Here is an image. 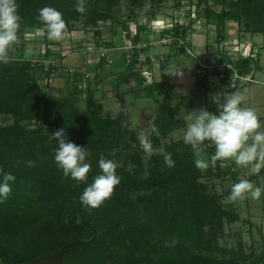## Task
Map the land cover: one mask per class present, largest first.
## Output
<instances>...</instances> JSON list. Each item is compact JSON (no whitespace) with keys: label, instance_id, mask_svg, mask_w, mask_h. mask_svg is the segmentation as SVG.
Returning a JSON list of instances; mask_svg holds the SVG:
<instances>
[{"label":"trees","instance_id":"16d2710c","mask_svg":"<svg viewBox=\"0 0 264 264\" xmlns=\"http://www.w3.org/2000/svg\"><path fill=\"white\" fill-rule=\"evenodd\" d=\"M132 1L141 4L145 0ZM150 1L161 4L167 0ZM195 1L199 7H205V19L215 25L220 38H223L227 21L240 24L244 20L246 31L261 34L264 41V0ZM17 2L22 17L21 25L27 30L41 27L42 22L37 19L38 10L51 5L63 13L67 31L71 32L74 30L73 24L80 19L85 20V25L95 28L100 22L112 19L117 0H87L85 13L76 11L75 0ZM213 5L221 7V10H215ZM169 33L173 37L171 48L176 50L179 42L186 40L188 30L177 22ZM140 38L139 35L134 38L135 46L141 42ZM140 50L134 48L126 69L138 63ZM176 53L187 54L183 46ZM45 54H41L42 58L48 56V50ZM251 62L248 57L231 62L232 66L226 69L220 83L224 85L229 82L230 85L229 78L236 73L239 76L249 75L253 72L249 69ZM32 64L24 55L20 58L12 57L7 64L0 63V114H12L15 121L12 126L0 127V161L5 162L3 154H15L18 144L28 142L35 148L36 133L40 131L31 132L21 127V122L40 116L43 125L48 127L49 134L65 127L68 138L88 148L90 154L117 152L124 148L123 143L130 132L124 125L122 113L115 118L105 116L102 104L88 87L85 97L88 117L85 123L80 124L70 98L56 100L41 89L33 73L38 66L36 64L33 67ZM215 73L220 75L218 69ZM46 74L49 78L50 71L47 70ZM30 80L32 84L29 83ZM26 86L36 90L37 95L34 103L25 105L27 107L22 110L25 107L24 100L18 98L20 95H11L10 92H17ZM151 89L154 92H164L154 120L160 135L150 134L153 148L165 147L172 153L175 166L168 167L162 155L155 151L147 161L145 177H136L125 166H118L116 171L121 176V182L114 192L161 194L166 197L167 202H171L170 206L164 204L158 215L134 217L125 214L101 220L88 218V208L81 203L79 196L96 175L92 168L87 174V182L72 179L67 184L65 177L62 181L61 177H54V173L48 170L45 172L36 168L28 171L20 164L24 160L21 156L13 159L8 155V166L18 167L20 164L21 170L16 167L8 168L5 162V171L14 174L16 180L7 198L0 201V264H27L33 259L54 254L70 243L74 245L62 255L61 264H263V257L254 252L247 253L241 245L239 249L220 245L219 239L225 224L240 221V216L224 205L222 196L210 192L208 183L202 179L206 174L208 177L223 179L231 177L233 183L245 178L254 182L264 178V169L255 174L250 172L243 178L235 171L233 164L228 165L229 160H214V167L201 169L195 164L196 151L200 148L193 149L184 143L183 138L162 143L163 138L185 126V119L179 113L183 108H191L193 99L183 96L173 106V92L165 79L155 82ZM204 91L205 107L210 112H217L214 108L213 90L207 87ZM41 107V115H38ZM32 110L36 112L33 114ZM27 132L32 133L29 138L26 136ZM45 138L51 140L49 135ZM51 141L56 144L54 140ZM205 148L211 155L214 154L213 146ZM175 187H179L185 194L188 204L183 218L176 209L179 200L167 193L170 188Z\"/></svg>","mask_w":264,"mask_h":264},{"label":"rangeland","instance_id":"374dc122","mask_svg":"<svg viewBox=\"0 0 264 264\" xmlns=\"http://www.w3.org/2000/svg\"><path fill=\"white\" fill-rule=\"evenodd\" d=\"M213 8L217 11L221 10L219 6L213 5ZM113 11L112 19L100 22L96 28L85 25L84 19L76 21L73 24L74 30L71 32L67 31V34L60 41L49 40L46 34L41 33L35 34L36 36L32 40H26L24 33L27 29L21 25L18 31V40L13 44L9 53L12 57L20 58L26 53V50H30L32 52L31 60L39 59L41 61V63L37 64V70L33 71L34 77L38 79V83L41 89L45 91V94L52 95L56 100H67L70 98L69 93L65 95V90L56 87V80L65 78L67 83L70 84V89L68 90L75 96L69 100L73 102H71V106L76 110L80 124L85 123L88 117L84 101V97L88 92V84L95 85V91L96 89H101L102 91V88L108 84L119 85L123 88L121 92L124 94L117 98L120 102L124 101L122 105L119 103L118 106L116 101L115 103H106L103 114L117 117L118 114L122 113L124 125L130 133L125 138L124 148L117 152H101L90 154L87 157L91 161V168L95 174L101 171L98 168V160L103 154L106 158L114 159L118 166H125L134 176H146L147 161L154 151L146 152L140 145L138 137L141 132L151 134V125L154 123L159 105L163 100V91L154 93L151 89L156 79L160 81L166 79L170 84V89L173 92V106H176L183 96H190L193 99V106L191 108H183L179 113L180 117L185 119L188 112L205 107L204 90L207 87L213 90L214 108L215 111H218V104L222 102L224 95L229 92V82L224 85L221 84V77L224 76L226 69L232 66L231 62H237L250 53L248 58L252 62L249 69L253 72L249 73V75L240 76L242 79L238 78L237 80V77L233 75L231 76L232 78H229L231 79L229 81L233 84L234 79L236 80L237 91L241 93L244 105L254 108L262 124H264V41L261 34H252L246 31L244 20L240 24L234 21H227L223 30V38H220L215 25L208 23L205 19V7H199L195 0H167L161 4L150 0L142 1L141 4H135L132 0H117ZM177 22L188 30L186 40L179 42V48L185 47L187 54H175L179 48H175L176 50L171 48L173 37L169 30ZM138 35L141 37L139 56L142 60H138V63L132 68L126 69L128 64L126 56L129 50L125 47L131 42L134 43L133 40ZM105 48L106 50L107 48L111 50L109 54L116 50L113 51V56H117L122 52L125 57V75L132 77L135 72H139L140 78L133 79L134 82L132 80L128 81L129 84H127L124 82L125 79L121 82L124 75L117 80V76H115L117 74H113L112 76L116 79L110 80L108 79L110 74L105 73L104 75L102 73V71L106 70V67L103 65L98 66L97 62L91 64L90 59L86 60L89 64L87 65L88 68L84 70L85 72L81 71L78 74H74V70L77 71L78 67L74 66L77 63L75 58H72V54L76 55L77 52H84L87 55H99L101 58L108 54V52L103 50ZM44 49L50 51V53L46 58L40 59ZM51 49L59 51L58 57L51 52ZM61 51L68 52L62 54ZM95 59H98V57ZM62 66L66 67V71L56 73L60 67L63 68ZM45 69L50 71L49 78L51 82L49 83H46ZM216 69H218L220 75L215 73ZM146 75H150V78H147ZM245 77L247 78L246 81H244ZM29 83L32 84L31 80ZM138 83L143 86L141 98L148 97L152 93L150 100L135 99L134 90L137 91ZM135 85L136 88L131 90ZM224 86L228 87L225 88ZM10 94L20 95L18 98L24 100V106L34 103L37 95L36 90L27 86L17 92L12 91ZM32 111L33 114L36 112L35 110ZM41 112L42 107L38 115H41ZM40 118L21 122V127L31 132L40 131L36 133L35 148L28 142L18 144L16 150H14L15 154L11 153V155H8L13 157V159L21 156L24 160L20 164L28 171L36 168L43 169L45 172L48 170V172L54 173V177L57 178L59 176L63 181L65 176L54 160L56 144L45 138L49 135V130L48 127L43 125ZM14 122L12 114H0V127L12 126ZM188 123L189 121L185 119V126L174 130L163 138L162 143H170L182 139ZM31 135L32 133H26L28 138ZM38 136H41V138ZM8 149L7 147L6 150L8 151ZM8 155L3 154V157L5 158L6 167L9 168L10 157ZM196 157L207 161V167L204 169L214 167V160L207 148L198 149ZM29 159L36 161L34 167L26 166L25 161ZM5 162L0 161V167L4 171ZM2 163L4 164L2 165ZM20 164V167H13L21 170ZM229 164H233L235 171L239 172L241 178L250 173L249 167L238 165L234 160H230ZM64 179L67 184L71 183V177H65ZM202 180L208 183L210 192L222 196L224 205L240 216V221L225 224L224 232L219 239L220 245L235 249H239L241 245L247 253L254 252L264 258V193L259 199H254L250 194H245L236 200H232L229 199L233 184L231 177L223 179L208 177L205 174ZM253 183L254 185L264 186V178ZM167 193L172 198L175 196L176 200H179L176 209L180 211L183 218L188 210L185 194L179 187L170 188ZM165 198L164 195L153 193L128 194L125 192H114L99 207L88 208L87 217H95L101 220L114 215L122 217L125 214L134 217L158 215L164 208V204L170 206L171 202H167Z\"/></svg>","mask_w":264,"mask_h":264},{"label":"clouds","instance_id":"9594fccd","mask_svg":"<svg viewBox=\"0 0 264 264\" xmlns=\"http://www.w3.org/2000/svg\"><path fill=\"white\" fill-rule=\"evenodd\" d=\"M87 0H75L76 11L86 12ZM17 0H0V63L7 64L12 59L10 50L18 40V31L22 17L19 14ZM37 19L42 22L36 31L46 34L49 40L60 41L67 34L66 20L63 13L51 5H45L38 10ZM25 35H32L25 32ZM185 119L189 121L184 131V143L193 149L213 146L215 151L213 160H234L238 165L249 167L252 174L264 169V124L254 108L245 106L239 91H231L224 95L218 104V111L210 112L206 107H201L187 113ZM151 134L160 135L156 123L151 125ZM51 140L56 142L54 160L57 167L62 170L65 177H71L78 182H87L91 170L89 149L71 141L67 136L65 127L49 134ZM139 143L146 152H157L162 155L168 167H174L172 153L165 147L153 148L150 134L141 132ZM209 142V143H206ZM27 167H34L36 161H25ZM198 168H206L207 161L202 158L195 160ZM117 162L106 158L103 154L99 157L98 168L101 170L87 183L79 199L90 209L99 207L109 199L116 186L121 182L117 173ZM16 177L11 172H6L0 167V201L7 198L12 191V184ZM264 193V186L254 185L245 178L232 184L229 199L236 200L245 194L259 199Z\"/></svg>","mask_w":264,"mask_h":264},{"label":"crops","instance_id":"0c3cea01","mask_svg":"<svg viewBox=\"0 0 264 264\" xmlns=\"http://www.w3.org/2000/svg\"><path fill=\"white\" fill-rule=\"evenodd\" d=\"M65 49V48H64ZM63 49V50H64ZM60 50H62L61 48H60ZM111 50H109L108 51V54H105L103 57H99V55L98 56H92V55H87V54H85L84 52L83 53H81V52H77V54L75 55V54H72L71 56H72V58H75V61H76V63H77V65H74V66H76V67H78V70L77 71H75L74 70V74H78V73H80L81 71L82 72H85L84 70H86V68H88L87 67V65L89 64V63H87V61L86 60H88V59H90V61H91V64H94L95 62H97V64H98V66L99 65H103V66H105L106 67V70H104V71H102V73L105 75V73L106 74H110L109 76L110 77H108V79H116L117 78V80H119L121 77H122V75H124V78L121 80V82L125 79V83H127V84H129L128 83V81H133L134 82V80L133 79H137L138 77H139V72H135L134 73V75L132 76V77H129V76H126L125 75V72H126V69H124V65H125V57H124V55H123V53L122 52H120L117 56H113L114 54H113V51H116V50H113L110 54H109V52H110ZM29 52H30V54H29ZM49 53H50V51H48ZM51 52L52 53H54V54H56L55 56L56 57H58V55H59V51H54L53 49H51ZM62 52V54H65L66 52H68V51H61ZM119 52V51H118ZM24 55V57L26 58V59H31L32 58V52L30 51V50H26V53H24L23 54ZM75 56V57H74ZM98 57V59H95V58H97ZM42 58V56L40 55V59ZM43 58H44V56H43ZM67 58H70V57H67ZM72 58H70L71 60H74V59H72ZM44 60H46V59H44ZM63 68H59L58 70H57V72L56 73H59V72H64V71H66V67H64V66H62ZM97 68V67H96ZM95 69V68H94ZM72 72H73V70H72ZM113 74H117V75H115V76H117L116 78L115 77H113L112 75ZM140 78V77H139ZM166 80V79H165ZM160 80L159 79H156V82H159ZM110 83V82H109ZM56 84H57V88L58 89H62V90H65V95H66V93H69L70 95H69V97L70 98H74L75 96L72 94V93H70V91L68 90V89H70V87H69V85L70 84H68L67 83V80L65 79V78H59V79H57L56 80ZM107 85V84H106ZM88 87H89V89H90V91H92V92H94V94H95V97H96V99L102 104V106H103V111L105 112V105H106V103H115V101H116V104L119 106V103L122 105V103L124 102V101H119V99H117L119 96H121V95H123L124 93H122L121 92V90H123V88H121V86H119V85H112V84H108L107 86H109V87H107V86H105L104 88H102V91H101V89H96V91H95V85H92L91 83L90 84H88L87 85ZM126 87V86H125ZM136 88V85H135V87H132L131 88V90H134ZM142 88H143V86H141L139 83H138V87H137V91L136 90H134V95L136 96V98L135 99H137V100H141V99H146V100H150L151 99V97H152V93L150 94V95H148V97H145V98H141V96H142V94H143V92H142ZM88 89V88H87ZM116 89V90H115ZM57 90V89H56ZM98 90H100V91H98ZM53 92H54V90H53ZM158 91H156V92H154V93H157ZM64 93V92H63ZM98 93H99V95H98ZM145 93V92H144ZM85 97H86V95H85ZM85 97H84V101H85ZM117 99V100H116ZM112 101V102H111ZM86 104V103H85ZM119 115V114H118ZM115 118V117H114Z\"/></svg>","mask_w":264,"mask_h":264},{"label":"built area","instance_id":"2783aa9c","mask_svg":"<svg viewBox=\"0 0 264 264\" xmlns=\"http://www.w3.org/2000/svg\"><path fill=\"white\" fill-rule=\"evenodd\" d=\"M171 28H172V26H171ZM26 32H30V33H32V35H28V36H26L25 35V33H24V38L26 39V40H32V38H34L36 35L35 34H37V33H39V32H37L36 31V29H35V31L34 30H26ZM172 39V38H171ZM169 41V40H168ZM172 42V41H171ZM128 46V47H127ZM127 46L125 47L126 49H128L127 51H128V54H127V56H126V58H127V62H129L130 60H131V57H132V54H133V51H134V48H136V49H140L141 48V46H140V44H138V45H134V43H129V45L127 44ZM246 49H248V48H246ZM105 52H108L109 51V49L107 48V50H106V48L105 49H103ZM103 51V52H104ZM45 52H46V50L44 49V51L41 53V54H45ZM250 55V53L246 56V57H248ZM15 58V57H14ZM163 58V57H162ZM29 60H31V59H29ZM142 60V58L139 56V61H141ZM32 61V66L33 67H35L36 66V64H38V63H41V61H39V59L38 60H31ZM47 73V69H45V73H44V76H45V79H46V83H49V82H51V79L50 78H47L46 77V74ZM234 75V77L236 76L237 78H236V80L238 79V78H241L237 73L236 74H233ZM232 75V76H233ZM147 76V75H146ZM150 75H148L147 76V78H150L149 77ZM232 78V77H231ZM242 79V78H241ZM233 80V79H232ZM236 80L234 79V83L236 82ZM247 80V78L245 77L244 78V81H246ZM231 84V85H229V87H228V90H229V92H231V91H237V89H238V87H237V84L235 83V84ZM240 85V84H239ZM238 85V86H239ZM229 162H230V160L228 161V164H229ZM223 165L225 166L226 164L225 163H223ZM229 165H231V164H229Z\"/></svg>","mask_w":264,"mask_h":264},{"label":"water","instance_id":"95a60500","mask_svg":"<svg viewBox=\"0 0 264 264\" xmlns=\"http://www.w3.org/2000/svg\"><path fill=\"white\" fill-rule=\"evenodd\" d=\"M74 243H70L59 249L57 252L51 255H47L45 257L33 259L27 264H61L60 259L62 255L67 251Z\"/></svg>","mask_w":264,"mask_h":264}]
</instances>
